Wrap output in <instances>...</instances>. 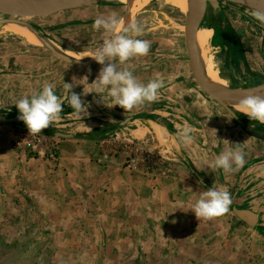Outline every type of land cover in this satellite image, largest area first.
Here are the masks:
<instances>
[{
	"label": "rangeland",
	"instance_id": "obj_1",
	"mask_svg": "<svg viewBox=\"0 0 264 264\" xmlns=\"http://www.w3.org/2000/svg\"><path fill=\"white\" fill-rule=\"evenodd\" d=\"M220 8L210 18L208 6L201 26L212 29L221 76L230 88L264 84V50L258 48H264V24L250 8L229 2ZM131 9L98 0L26 20L74 57L113 35L93 28L98 16L123 21ZM185 19L163 2L139 8L133 20L142 25L138 38L150 42V51L122 67L145 84L163 72L170 76L159 78L164 83L156 101L127 112L97 103L95 92L82 96L90 105L83 118L67 104L64 83H73L77 94L90 90L102 66L63 60L0 25V116L18 117L15 102L44 83L53 84L63 102L57 120L37 135L24 122L0 123V153L26 167L25 181L0 175V264H264V124L243 114L234 118L198 85ZM104 100L113 103L106 93ZM185 117L204 118L200 143L178 140ZM39 135L46 139L39 143ZM237 146L245 159L238 170L213 172L205 165ZM213 185L229 190L232 204L222 216L198 220L191 208ZM245 209L259 220L242 219L237 211Z\"/></svg>",
	"mask_w": 264,
	"mask_h": 264
},
{
	"label": "clouds",
	"instance_id": "obj_2",
	"mask_svg": "<svg viewBox=\"0 0 264 264\" xmlns=\"http://www.w3.org/2000/svg\"><path fill=\"white\" fill-rule=\"evenodd\" d=\"M236 2L243 3L244 0H236ZM250 15L264 24V7L255 9ZM93 28L98 31L103 29L113 35L98 44L94 54L91 55L102 67L98 77L90 83L92 85L90 90L84 87L83 92L77 94L72 91L75 86L73 83H64V88L69 93L67 104L83 118L89 114L90 105L82 100V96L92 92L100 97L97 103H103L109 108L119 105L125 112L145 102L156 101L158 91L163 87V80L154 78L145 84L137 79L130 67H122L132 58L146 56L150 51V42L138 38L143 32L142 25L136 20H129L127 25L121 28V20L112 14L98 16ZM105 93L113 103L105 102ZM15 105L20 113L18 119L26 124L30 135H37L52 126L63 111V102L51 83H44L41 90L21 97ZM234 109L236 112L247 115L250 120L264 124V95H247L236 104ZM192 132L193 129L185 125L178 130V140L185 146L189 145L193 139ZM244 163V152L237 146L235 149L222 151L212 163L205 165L213 172L223 169L225 173H231L242 167ZM231 204L229 190L218 189L213 185L201 193L191 210L194 211L198 220H211L226 214Z\"/></svg>",
	"mask_w": 264,
	"mask_h": 264
},
{
	"label": "water",
	"instance_id": "obj_3",
	"mask_svg": "<svg viewBox=\"0 0 264 264\" xmlns=\"http://www.w3.org/2000/svg\"><path fill=\"white\" fill-rule=\"evenodd\" d=\"M98 0H0V25L21 24L29 26L42 40L43 45L47 46L59 58L71 63L80 64L85 61L77 60L71 57L42 37V35L27 22V18L34 17H50L57 13L83 8L97 3ZM221 2H229L238 4L252 10L264 7V0H244L243 3H237L236 0H194L190 5L186 14L184 33L185 45L189 57V67L198 85L216 102L223 106L230 114L237 118L235 112L231 109V103H238L247 95L259 94L264 90V84L251 88H230V87H214L209 81L203 67L200 63L199 54L196 48V36L200 29L201 22L206 14L207 7L211 6L215 12L220 8ZM89 62V61H87ZM86 62V63H87ZM91 62V61H90ZM23 123L18 117L5 118L0 116V123ZM57 136L68 137L67 135L56 133ZM239 216L250 224L256 223L258 214L250 210H241Z\"/></svg>",
	"mask_w": 264,
	"mask_h": 264
},
{
	"label": "bare ground",
	"instance_id": "obj_4",
	"mask_svg": "<svg viewBox=\"0 0 264 264\" xmlns=\"http://www.w3.org/2000/svg\"><path fill=\"white\" fill-rule=\"evenodd\" d=\"M109 1H112L114 3L115 2L122 3L124 5H128L130 8L132 7L130 11L131 13L130 15H128V18L126 19L125 17V19L121 22V25L122 24L126 25L129 22V20L134 19L136 15V11L139 8H142L151 2H154V1L163 2L165 4L177 7L181 12L187 13L190 5L192 4L194 0H109ZM3 28H4V31H7V33L15 35V36H19L32 44L39 45L42 43L37 38L35 33L32 31L33 29L29 26H25L21 24H6L3 26ZM211 37H212V29L206 26H201L196 36V40H197L196 48L199 54L200 63L209 81L212 83L214 87L216 88L227 87V81L224 79V77L221 76L219 70L216 67V63H215L216 53L213 52V47L211 44V41H212ZM100 43H97L93 47L89 48L87 51L82 52L80 55H76V56L73 55L74 58L79 59L81 61H85V62L93 61L94 59L91 57V55L94 54V49ZM259 95H264V90L261 93H259ZM236 104L237 103H231L230 107L235 112V114H238L234 109L236 107Z\"/></svg>",
	"mask_w": 264,
	"mask_h": 264
},
{
	"label": "crops",
	"instance_id": "obj_5",
	"mask_svg": "<svg viewBox=\"0 0 264 264\" xmlns=\"http://www.w3.org/2000/svg\"><path fill=\"white\" fill-rule=\"evenodd\" d=\"M125 15H126V13H125ZM215 15H217V11L215 12V10H213L209 13L210 18H212V16H215ZM35 35L42 42V40L39 38V36L36 33H35ZM211 44H212V42H211ZM258 48H259V51L263 52L264 48H261L260 45H258ZM161 74H162V76H160L161 78H165L166 75H168V77L170 76V73H168V72H163ZM186 83H188V81H186L185 84ZM237 113L243 114V113H239V112H237ZM243 115H245V114H243ZM203 120H204V118H203ZM203 120L200 121V119H197L195 121H190L188 118L185 117V125H188L193 129V132L191 134L193 139H192L191 143H200L201 142L200 138L205 137V135L203 134V132H204L203 128L204 127L201 124L203 122ZM200 125L202 126V128ZM185 156L188 158L187 147H185ZM13 157L14 156L11 153H0V175H1V177L6 178L9 182H11V181H17V182L25 181L24 180L25 179L24 178L25 173L22 172L23 171L22 168H26V167L16 166V162H14L15 160ZM3 160H5V161L2 162ZM82 170L80 172L84 173V172H82ZM77 171H79V170H77ZM20 189L24 190V188H22V187Z\"/></svg>",
	"mask_w": 264,
	"mask_h": 264
},
{
	"label": "flooded vegetation",
	"instance_id": "obj_6",
	"mask_svg": "<svg viewBox=\"0 0 264 264\" xmlns=\"http://www.w3.org/2000/svg\"><path fill=\"white\" fill-rule=\"evenodd\" d=\"M211 7V6H210ZM210 10V9H209ZM67 11V10H66ZM211 11H213V9L211 8V10H210V12ZM219 11H221V8H219L218 10H217V12H219ZM239 211H237V213H238ZM258 214V213H257ZM257 220H259V214H258V218H257Z\"/></svg>",
	"mask_w": 264,
	"mask_h": 264
},
{
	"label": "built area",
	"instance_id": "obj_7",
	"mask_svg": "<svg viewBox=\"0 0 264 264\" xmlns=\"http://www.w3.org/2000/svg\"><path fill=\"white\" fill-rule=\"evenodd\" d=\"M37 139H38V142L40 143V141H43L44 139H46V138H40V135H39V137H37V136H35Z\"/></svg>",
	"mask_w": 264,
	"mask_h": 264
}]
</instances>
